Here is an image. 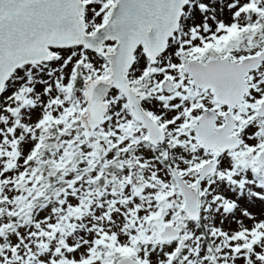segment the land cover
<instances>
[{
	"label": "snow or ice",
	"instance_id": "6c2138e0",
	"mask_svg": "<svg viewBox=\"0 0 264 264\" xmlns=\"http://www.w3.org/2000/svg\"><path fill=\"white\" fill-rule=\"evenodd\" d=\"M0 264H264V0H0Z\"/></svg>",
	"mask_w": 264,
	"mask_h": 264
}]
</instances>
